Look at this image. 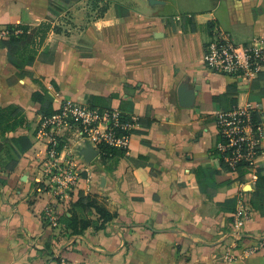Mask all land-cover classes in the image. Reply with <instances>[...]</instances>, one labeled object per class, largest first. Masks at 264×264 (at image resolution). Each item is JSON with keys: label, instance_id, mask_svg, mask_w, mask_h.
I'll return each mask as SVG.
<instances>
[{"label": "crops", "instance_id": "obj_1", "mask_svg": "<svg viewBox=\"0 0 264 264\" xmlns=\"http://www.w3.org/2000/svg\"><path fill=\"white\" fill-rule=\"evenodd\" d=\"M110 1L102 17H89V0L74 4L72 30L52 32L33 61L0 45V108L16 105L26 116L22 127L0 130V264H264V249L241 256L264 238V196L254 200L264 189L226 168L215 149L221 110L252 102L264 123V70L242 79L212 73L204 62L215 28L240 43L264 32V0ZM49 4L0 0V26L45 22ZM52 42L53 57L41 58ZM34 92L53 110L64 99L120 109L135 121L130 148L85 160L89 173L62 199L38 182L47 139L8 171L15 155L5 138L27 134L46 112ZM64 134L73 152L85 148L79 129ZM259 161L264 167V155ZM82 194L97 196L114 218L103 224L94 208L82 211ZM241 200L247 239L229 261ZM47 208L58 213V227L46 219ZM72 210L92 222L83 232L67 226Z\"/></svg>", "mask_w": 264, "mask_h": 264}, {"label": "built area", "instance_id": "obj_2", "mask_svg": "<svg viewBox=\"0 0 264 264\" xmlns=\"http://www.w3.org/2000/svg\"><path fill=\"white\" fill-rule=\"evenodd\" d=\"M181 20V16H176ZM13 32L0 26V41L8 39ZM14 33H21L20 29ZM206 68L216 74L250 79L264 70V32L244 43L235 41L220 28H215L205 46ZM257 104L249 102L245 106L218 112L216 122L219 141L215 147L222 162L231 171H245L252 184L258 180L261 167L259 159L264 155V123L253 120ZM135 121H125L122 111L117 108H97L87 104L64 99L50 114L43 115L37 131V140L46 141V153L40 161L41 190L53 193L62 199L73 192L89 173V168L80 151L76 152L64 143V132L79 129L78 138L85 146H93L102 156L103 148H130ZM241 208L235 215L232 248L226 259H237L234 249L247 238L241 226L248 218V210L241 200ZM45 217L54 227L60 225V217L54 208H47ZM264 249V238L242 248L241 256H249Z\"/></svg>", "mask_w": 264, "mask_h": 264}, {"label": "trees", "instance_id": "obj_3", "mask_svg": "<svg viewBox=\"0 0 264 264\" xmlns=\"http://www.w3.org/2000/svg\"><path fill=\"white\" fill-rule=\"evenodd\" d=\"M80 0H50V4L48 7V20L45 22L40 23L42 27L50 28L51 27V19L57 18L64 12H68L69 9L76 4ZM92 4L94 9L100 10L99 17L105 15L110 7V0H89ZM117 13L120 14L119 5H116ZM24 21H28L27 16L23 15ZM13 33L10 35L8 39H3L0 41V45L4 48H7L12 54L21 56L24 62L33 61L36 58L37 49L34 51L28 50L26 43H24L23 39H32L35 37L34 33H31L30 26L26 24H20L17 26H10L8 28ZM20 29L21 33L16 34L14 33L15 30ZM56 33H62L63 30L61 28H54ZM47 35H44L46 37ZM43 45V44H42ZM41 46V45H39ZM37 48V47H36ZM45 54L48 58H52L54 55V50L51 47H48L45 51ZM25 71H22L20 75H23ZM33 99L36 101H40L42 105L46 108V114L52 113L53 104L49 102L40 92L33 93ZM237 106V105H236ZM103 109V108H102ZM232 109V108H231ZM230 110V109H229ZM227 111V110H223ZM123 117L125 121H131L132 119L127 115L125 112L122 111ZM253 120L256 123H259L263 120L262 113L256 109L253 111ZM26 123V116L23 109L19 106L12 105L6 108H0V130L2 131H9V130H16L19 127H22ZM39 128V124L30 123L28 128V133L19 137L13 138H5V141L9 144L10 150L14 153L15 157H11L7 163L6 169L8 171L13 170L18 163V158L22 157L36 142H37V131ZM112 148H103V157L111 156L112 155ZM9 150V151H10ZM224 164V163H223ZM227 168V166L224 164ZM245 171L240 170V174L245 176ZM258 180L255 186L264 189V167H260L258 171ZM264 196L261 191H257L254 194V200H259ZM77 207H79L82 211H88L94 208L103 219V224L107 221H110L114 218L115 214L111 213L105 206H103L99 201L97 196L95 195H85L82 194L80 200L77 203ZM67 226H70L73 229L74 233L83 232L87 229L92 222L89 219L81 217L77 210H72L71 217H68L66 221Z\"/></svg>", "mask_w": 264, "mask_h": 264}, {"label": "rangeland", "instance_id": "obj_4", "mask_svg": "<svg viewBox=\"0 0 264 264\" xmlns=\"http://www.w3.org/2000/svg\"><path fill=\"white\" fill-rule=\"evenodd\" d=\"M126 4H122L121 5V9L122 11H127L130 7ZM88 14L89 17L93 16V17H99L100 15V10L99 9H94L92 7L89 8L88 10ZM72 19H74V16L72 14V12H67V14L65 15H59L57 18L55 19H51V27L50 28H46L42 27L40 24L37 25H32L30 26V30L31 33H34L33 29H36L35 31V37L36 38H32V39H23L24 43L28 44L27 48L28 50H30V52L35 49H38V47H40L39 45H44L46 43V39H48L49 35L52 32H55L54 28H61L63 31L68 32V30H72V28L74 27V22L72 21ZM86 22L84 21L83 23H81V27H85ZM44 35H47L46 37L43 38ZM53 42L51 43V45L49 47L53 48ZM37 47V48H36ZM38 53V50H37ZM41 58L43 59H48V56L43 53L41 55Z\"/></svg>", "mask_w": 264, "mask_h": 264}, {"label": "water", "instance_id": "obj_5", "mask_svg": "<svg viewBox=\"0 0 264 264\" xmlns=\"http://www.w3.org/2000/svg\"><path fill=\"white\" fill-rule=\"evenodd\" d=\"M180 97H181L182 103H184L185 97H186L185 88L180 89ZM80 153L81 155L84 156L87 162L93 161L99 155V152L93 146L85 147Z\"/></svg>", "mask_w": 264, "mask_h": 264}]
</instances>
